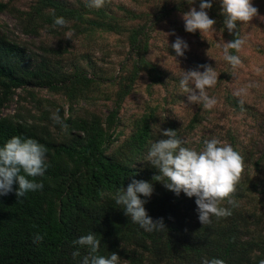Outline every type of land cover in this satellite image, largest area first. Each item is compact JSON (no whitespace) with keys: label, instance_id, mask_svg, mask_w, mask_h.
I'll return each mask as SVG.
<instances>
[{"label":"trees","instance_id":"1","mask_svg":"<svg viewBox=\"0 0 264 264\" xmlns=\"http://www.w3.org/2000/svg\"><path fill=\"white\" fill-rule=\"evenodd\" d=\"M209 2V17L223 29L220 0ZM188 3L191 0H159L154 14L183 11ZM193 3L199 7L200 0ZM88 5L89 0H32L27 10L20 11L17 17L26 33L38 35L44 31L57 39L55 47L45 44L41 53L11 39L0 26V147L20 136L35 139L47 148V169L42 177L35 178L43 188L18 198L15 193L19 186L14 184L12 192L0 195V264H83L89 249L74 241L92 232L101 240L98 254L116 253L121 264H201L204 258L223 259L225 264H260L264 261V214L255 201H250V195L257 192L264 198V177L241 179L233 197L236 206L231 209L232 215L212 217V222L205 225L199 221L195 197L189 198L183 192L177 196L160 182L154 181L151 197L141 199H147L148 215L154 221L162 218L166 230L145 231L124 214L123 206L115 203L116 192L126 189L133 179L153 182V176L159 174L146 160L151 144L164 138L153 128L157 123L153 109L134 118L130 133L119 144H113L120 124V102L140 73L145 72L155 83L164 73L147 59L145 22L130 27L107 7ZM5 9L7 4L0 2V10ZM127 12L126 19L142 20L141 14ZM57 17H63L67 25H55ZM240 26L238 22L239 34ZM101 31L126 33L128 59L117 76L115 107L105 117L94 112L80 115L72 105L89 100L90 93L98 91L100 82L96 80L102 76L101 66L87 54L82 59L88 69L78 62L68 63L64 55L72 56L73 35L91 37ZM222 32L229 41L234 39L227 29ZM229 51L236 54V50ZM88 71L93 78L87 77ZM37 88L60 93L68 100L69 114L58 108L68 125L66 130L51 119L46 109L36 106L40 101L34 92ZM17 90L23 92L18 96V109L27 110L23 100L34 105L39 114L30 113L26 118L18 109L3 114ZM229 101L236 109L241 107L233 96ZM197 123L195 114L187 126L193 128ZM168 129L177 131L182 141L177 124L165 122L163 130ZM233 148L239 152L235 144ZM263 159L264 154L256 158L254 165L261 168ZM222 206L231 207L227 201ZM37 234L43 240L34 243ZM76 251L80 255L73 257Z\"/></svg>","mask_w":264,"mask_h":264},{"label":"rangeland","instance_id":"2","mask_svg":"<svg viewBox=\"0 0 264 264\" xmlns=\"http://www.w3.org/2000/svg\"><path fill=\"white\" fill-rule=\"evenodd\" d=\"M0 2L6 3L10 9L0 10V26L11 39L36 53H41V47L45 44L56 46L57 39L44 31H40L38 35L24 31L23 22L17 15L20 11L27 10L32 0ZM252 3L258 8V15L248 23H241L240 36L244 38L245 44L235 54L239 56L241 64L233 67L224 59L222 48L217 46L218 43L229 41L218 23L214 26L216 31L210 33H189L185 30L183 15L193 7L199 11L196 4L188 3L184 5L183 11L159 16L154 14L159 0H105L103 6L122 17L127 26L145 22L149 40L147 59L164 73L156 83L151 82L145 72L140 73L130 93L120 102V124L116 127L118 133L113 146L130 133L131 121L134 118L153 109L157 119L156 125L160 129L158 131L154 128L157 134L163 131L165 122L171 121L177 124L182 132L181 138L185 147L200 149L203 147V141L212 137L232 147L235 144L246 165L241 179L248 177L257 180L264 177V159L261 168L254 165L256 158L264 154V0H252ZM127 11L129 14H141L142 20L126 19ZM173 31L175 35H166ZM177 36L189 45L183 56H177L171 46ZM70 41L73 53L72 56L64 55L66 61L86 66V60L82 59V56L87 54L101 66L102 74L99 80H96L100 82L98 91L90 93L89 100H80L78 104L72 105V110L80 115L94 112L105 117L115 107L117 76L121 73V66L125 67L128 59L126 33L117 35L101 31L91 37L73 35ZM204 65L212 67L217 73L216 85L206 89L209 97L217 100L211 109H205L202 103L190 104L187 100L188 94L183 92L179 84L183 71L203 72ZM95 70L97 72L99 69ZM87 77L93 78L91 71L87 72ZM34 92L40 100L36 106L46 109L50 116L58 108L63 110L65 115L71 111L68 110V100L62 94L45 88H37ZM238 92L241 94L237 95ZM21 94L23 95L21 90L16 91L4 106L3 114L16 112L20 101L18 96ZM229 96L239 101V109L230 104ZM21 103L27 108L25 111L21 110L23 108L18 109L23 117L28 118L30 113L39 114L34 105L26 104L23 100ZM195 114L198 115L199 123L189 128L187 125ZM258 196L260 199H255ZM252 200L256 202V208L264 214V198L256 192L250 195V201Z\"/></svg>","mask_w":264,"mask_h":264},{"label":"clouds","instance_id":"3","mask_svg":"<svg viewBox=\"0 0 264 264\" xmlns=\"http://www.w3.org/2000/svg\"><path fill=\"white\" fill-rule=\"evenodd\" d=\"M104 3L105 0H89L88 6L100 8ZM220 4L224 17L223 29H227L230 35L234 34V39L218 43L217 46L222 48L224 59L237 67L241 60L238 55H232L229 51L239 52L245 44L244 38L237 31V24L252 21L258 15V8L253 6L252 0H220ZM211 8L212 3L209 0H200L199 11L193 7L184 13L185 30L189 33L199 31L201 34L216 31L214 26L217 21L210 18L207 11ZM67 23L63 17L54 20V24L61 27ZM166 35H175V32ZM171 46L177 56H183L189 48L187 42L179 36ZM202 67L205 69L203 72L183 71L179 84L183 92L188 94L187 100L190 104L202 103L205 109H211L217 100L210 98L206 89L216 85L217 73L210 66ZM51 119L67 129L68 125L62 120L58 110L52 114ZM153 128L160 131L158 125H153ZM160 134L164 138L151 144L146 157L159 174L153 176V182L133 179L126 189L122 187L115 194V203L123 206L124 214L145 231L166 230L162 218L154 221L148 215L145 209L147 199H141L151 197L155 181L162 183L177 196L183 192L189 198L195 197L198 218L203 225L210 224L212 217L221 219L231 216V209L236 206L233 198L236 187L246 167L243 156L230 144L223 143L216 137L204 140L203 147L197 150L182 146L183 142L178 138L177 131L168 129ZM46 153L47 148L35 139L20 136L10 138L0 147V195L12 192L14 184L19 186L15 193L18 198L24 197L28 192L41 190L43 184L35 178L45 174ZM165 180L167 182H163ZM225 201L231 207L222 206ZM42 240L43 236L37 234L33 242L39 243ZM74 244L89 249V255L84 257L83 264H121V258L116 253L109 256L98 254L101 240L97 239L94 232L81 236ZM79 255L78 251L73 252V257ZM201 264H225V261L204 258ZM260 264H264V261Z\"/></svg>","mask_w":264,"mask_h":264}]
</instances>
